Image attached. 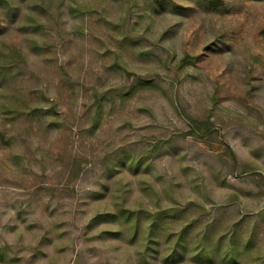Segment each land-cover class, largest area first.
Listing matches in <instances>:
<instances>
[{
	"label": "rangeland",
	"instance_id": "1",
	"mask_svg": "<svg viewBox=\"0 0 264 264\" xmlns=\"http://www.w3.org/2000/svg\"><path fill=\"white\" fill-rule=\"evenodd\" d=\"M226 1L0 0V264H264V0Z\"/></svg>",
	"mask_w": 264,
	"mask_h": 264
},
{
	"label": "trees",
	"instance_id": "2",
	"mask_svg": "<svg viewBox=\"0 0 264 264\" xmlns=\"http://www.w3.org/2000/svg\"><path fill=\"white\" fill-rule=\"evenodd\" d=\"M226 2H227L226 0H201L202 5H204V7H206L207 9H214L217 7L222 8L225 6ZM177 245H178V242H177ZM174 251L175 252L177 251L176 245H174L173 249H171V254Z\"/></svg>",
	"mask_w": 264,
	"mask_h": 264
}]
</instances>
